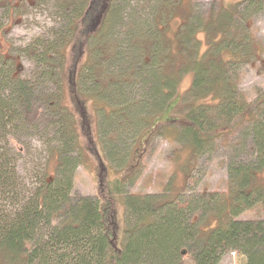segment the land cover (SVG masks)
I'll list each match as a JSON object with an SVG mask.
<instances>
[{
	"label": "rangeland",
	"instance_id": "1",
	"mask_svg": "<svg viewBox=\"0 0 264 264\" xmlns=\"http://www.w3.org/2000/svg\"><path fill=\"white\" fill-rule=\"evenodd\" d=\"M245 1L112 0L109 3L100 30L88 41L93 58L86 62L89 66L85 64L86 75L87 68L93 70V83L103 89L98 100L85 95L92 93L90 87L86 91L81 85V91L77 93L84 105L83 114L90 125L92 138L88 142V138L80 133L77 142L81 146L74 147L69 154L80 160L74 173L73 196L93 197L101 178L103 181L125 180L131 173L124 182L128 194L170 200L181 193L175 202L182 201L183 206L193 197L202 196L210 203L207 212L200 215V226L214 221L216 215L212 212L219 204L222 207L231 183L229 163L246 158L243 155L236 159L232 146L235 149L236 144L241 148L248 146L249 137L245 140L242 137L247 124L240 125V129L227 139L216 134L219 137L215 142L203 153L196 154L189 142L178 138L185 115L190 110L186 103L196 100L192 96L181 100V96L192 83V60L202 55L209 45L205 24L210 18L217 22L224 8L232 5H237L236 13L225 33L224 45L231 54L236 53V62L228 65V76L246 100L251 102L264 95V0ZM74 3L84 6L83 0H0V78L5 71H15V65L21 66L19 79L37 82L34 85L37 90L42 89L45 96L54 97L61 93L64 104L72 111H75L72 90L77 84L71 79L74 70L71 58L77 49L81 57L79 63L85 61L87 39L84 37L83 42H77L81 37L78 29L67 41L64 61L58 49L62 39L65 41L70 37L74 21L80 18L75 19V9L79 7L74 8ZM103 48L114 54L110 69L109 64L107 67L102 64L98 69L104 59ZM220 48L218 45L217 49ZM230 53L224 57L229 58ZM167 56L176 65L179 79L172 94L174 97L160 108L156 103L164 93L159 68L167 66L164 63ZM150 70L156 71L158 77L152 76ZM49 72L52 76L47 78ZM61 72V82L54 83ZM120 76L133 80L120 81L117 79ZM44 84L48 87H43ZM8 96V89H5L4 97ZM91 101H96L97 105L108 104V111L110 108L114 110L109 121L102 118L101 113L105 112L96 111ZM175 107L177 109L172 112L171 108ZM41 111L33 104L28 114L29 130L16 131L6 137L7 147L18 154L16 165L23 185L31 188H44L45 184L55 180V159L50 152L52 148H63L56 126L46 128L42 120L46 117L42 118ZM75 118L79 119L78 113ZM169 120L176 121L169 123ZM157 122L162 126H155ZM152 123L155 124L153 132ZM4 144L1 142L0 146ZM82 147L86 150L81 152L83 159L79 155ZM198 214H193V220ZM124 217V207L118 197L115 202V236L119 243L123 242L127 227ZM238 218L264 219V201ZM181 255L178 264H194L186 246ZM0 264L4 263L0 260ZM218 264H246V258L239 252L226 251Z\"/></svg>",
	"mask_w": 264,
	"mask_h": 264
},
{
	"label": "trees",
	"instance_id": "2",
	"mask_svg": "<svg viewBox=\"0 0 264 264\" xmlns=\"http://www.w3.org/2000/svg\"><path fill=\"white\" fill-rule=\"evenodd\" d=\"M83 3L84 6L73 4L74 8L79 7L75 9V19L80 18L74 21L70 37L65 41L62 39L60 51L58 49L64 61L67 41L78 29L81 37L77 42H83L84 37L87 39L85 63H79L81 57L77 49L76 55L71 58L74 68L71 79L77 84H73L71 99L76 113L64 104L61 93L48 97L42 89L37 90L34 85L37 82L19 79L21 66L15 65V71H5L3 78H0V143H5L0 146V260L4 264H178L186 246L194 264H218L226 251L241 253L246 258V264H264V219L238 218L255 204L264 201V95L251 102L246 100L238 92L237 84L228 76V65L236 62V53L231 54L224 45L227 38L225 33L232 25L237 5L224 8L217 22L210 18L205 24L209 45L202 55L192 60V83L181 96V100L187 96L196 100L186 103L190 110L185 115L183 130L178 133V138L189 142L194 153H203L219 137L216 134L227 139L243 124L247 125L242 137L244 140L250 139L248 146L241 148L236 144V149L232 146L236 159L243 155L246 158L229 163L231 183L222 207L219 204V210L212 212L216 215L214 221L202 227L200 215L207 212L208 199L196 196L183 206L182 201L175 202L182 196L181 193L170 200L128 194L124 190V182L131 177H128L131 173L125 180L116 178L103 181L101 178L97 194L93 197L72 195L74 173L80 160L70 157V151L80 145L77 142L80 133L88 138V142L92 138L90 125L83 114L84 105L77 93L81 91V85L85 86L86 91L90 87L92 93L85 95L98 100L99 92L103 89L93 83V70L87 68L86 75L85 68L89 66L86 62H91L93 58L88 41L100 30L112 0H99L96 3L95 0H83ZM213 36L218 37L212 39ZM218 45H221L220 49H217ZM79 49L82 50V47ZM103 49L104 59H101L98 69L102 68V64L106 67L109 64L108 68H112L110 62L114 54ZM228 53L231 56L225 58L224 55ZM164 63L167 66L161 70L159 68L164 93L156 103L160 108L174 97L172 94L179 79V71L169 56ZM150 71L152 76L158 77L156 71ZM62 75L61 72L54 83L61 82ZM49 76H52L51 72L47 78ZM119 78L125 82L133 80L127 79V76ZM43 87L48 86L44 84ZM5 89L9 93L7 98L4 97ZM91 102H94L96 111L105 112L101 113L102 118L109 121L114 110L110 108L108 111V104ZM33 104L39 111L42 110V118H47L42 119L46 128L56 126V133L64 145L62 149H51L56 178L52 183L45 184L44 188L23 185L16 165L18 154L7 147V135L29 130L28 114ZM174 109L177 107L171 108V111ZM77 113L79 119L75 118ZM172 121L176 120H169V123ZM158 125L162 126L157 122L155 126ZM85 151L84 147L79 151L82 159L81 152ZM118 197L123 204L127 223L121 243L115 236V202ZM197 212V219L193 220V214Z\"/></svg>",
	"mask_w": 264,
	"mask_h": 264
}]
</instances>
